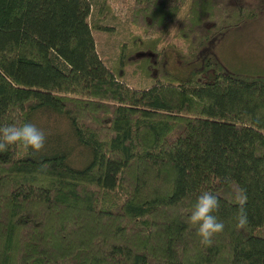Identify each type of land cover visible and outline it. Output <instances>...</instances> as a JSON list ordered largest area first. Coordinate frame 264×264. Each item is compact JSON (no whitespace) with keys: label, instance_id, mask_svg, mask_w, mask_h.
Wrapping results in <instances>:
<instances>
[{"label":"trees","instance_id":"obj_1","mask_svg":"<svg viewBox=\"0 0 264 264\" xmlns=\"http://www.w3.org/2000/svg\"><path fill=\"white\" fill-rule=\"evenodd\" d=\"M94 1L0 0V126L39 114L69 129L44 130L35 157L19 144L0 153V264H264V76L225 71L199 50L242 5L204 26L211 0H132L133 23L173 26L188 44L186 55L173 47L184 74L153 75L169 59L163 46L151 59L161 34L129 31L109 65ZM131 52L149 85L122 79ZM240 190L248 224L238 230ZM203 191L219 195L225 225L210 247L186 222Z\"/></svg>","mask_w":264,"mask_h":264},{"label":"rangeland","instance_id":"obj_2","mask_svg":"<svg viewBox=\"0 0 264 264\" xmlns=\"http://www.w3.org/2000/svg\"><path fill=\"white\" fill-rule=\"evenodd\" d=\"M100 1L103 4V9L106 12L105 16L101 18L100 22L105 23L110 27L109 29L93 28L96 48L99 54L106 60L109 65L115 62L119 53L120 43L127 40L129 31L133 33H141L144 36L154 35V33L161 34L160 42L155 52L163 46V49L168 52L169 59L166 62L165 70L161 63L151 67V74L160 75V72H168L173 75L175 72H182L183 74L189 69L186 64L179 68L173 61L174 56L178 54V50L173 49L181 47L183 54L188 53L186 39L183 37L174 36L173 26L168 27L164 31L157 29L154 25L151 29L142 28L141 25L135 24L130 20L129 8L132 0H95L92 8L93 14L96 13ZM208 1V0H205ZM204 1V2H205ZM205 5L201 12L204 14L202 25H212L213 19H224L235 12L234 4L240 3L242 5V16L238 15L240 20L236 23H227L226 27H221L219 22L215 26L217 32L209 36V40L204 43L199 50L209 53L215 62V66L225 71H230L244 76H264V0H211ZM202 15V14H201ZM248 16H251L248 18ZM255 16V19L253 18ZM216 21V20H215ZM202 28V26H200ZM192 39V38H191ZM190 39V40H191ZM194 39V38H193ZM189 40V41H190ZM154 51V50H153ZM198 52V50H197ZM196 52V54H197ZM175 57L178 60L181 55ZM189 54V53H188ZM142 54L131 52L127 54L129 62L123 63L122 79L134 87L149 85L152 80L151 76H139V66L142 62ZM151 59L155 62L161 58L159 54H151ZM127 60V61H128ZM213 66L210 65L207 72H212ZM139 74V75H138ZM150 82V83H149ZM33 124L46 125L42 127L45 131H56L62 133H69L67 122L64 118L47 116L37 114L33 119ZM42 122H46L42 124ZM75 159L79 156L78 149H73Z\"/></svg>","mask_w":264,"mask_h":264},{"label":"clouds","instance_id":"obj_3","mask_svg":"<svg viewBox=\"0 0 264 264\" xmlns=\"http://www.w3.org/2000/svg\"><path fill=\"white\" fill-rule=\"evenodd\" d=\"M46 142V133L33 123L25 122L17 126L15 123L0 126V153H7L14 145H22L25 152L34 157L40 153ZM41 170L46 171L47 166L41 164ZM227 181V178H226ZM235 203L238 206L236 228H246L248 215L246 210L247 195L244 190L236 193ZM221 207L220 197L211 191H203L196 199L195 205L187 217V223L195 228L199 242L210 247L214 237L224 231L225 225L214 214Z\"/></svg>","mask_w":264,"mask_h":264}]
</instances>
